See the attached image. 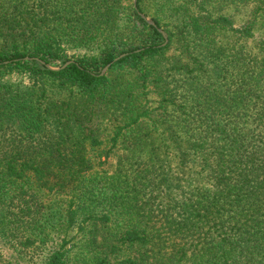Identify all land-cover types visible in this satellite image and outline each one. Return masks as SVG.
Instances as JSON below:
<instances>
[{
  "label": "trees",
  "instance_id": "obj_1",
  "mask_svg": "<svg viewBox=\"0 0 264 264\" xmlns=\"http://www.w3.org/2000/svg\"><path fill=\"white\" fill-rule=\"evenodd\" d=\"M127 1L0 0V236L42 254L84 223L74 264H264V0Z\"/></svg>",
  "mask_w": 264,
  "mask_h": 264
},
{
  "label": "rangeland",
  "instance_id": "obj_2",
  "mask_svg": "<svg viewBox=\"0 0 264 264\" xmlns=\"http://www.w3.org/2000/svg\"><path fill=\"white\" fill-rule=\"evenodd\" d=\"M134 4V6H136L137 2H135V0H128L125 4L129 5V4ZM239 10H236V8L234 6L229 7L228 9L225 10V14L227 16H229L235 23V26L237 28H240L243 24H244V10H242L241 6H238ZM244 15V16H243ZM143 17L146 19L147 23L149 25H153L154 21L152 20V18L150 16H146L143 15ZM159 31H164L163 29H160ZM165 32V31H164ZM166 37L168 39L167 44L169 43V37L168 34L165 32ZM259 34L257 33L255 35V39L260 38L258 36ZM254 39H252L251 41H253ZM252 43V42H250ZM166 44V45H167ZM89 54V52H87L86 50H78V49H73L70 50L69 54L70 57L75 60L78 56L84 55V54ZM171 53H174V49L171 50ZM73 62V61H70ZM44 63V62H41ZM61 66V64H59ZM51 67V68H59V67H55L52 65H47V68ZM109 68L105 71V74L108 72ZM104 71V70H103ZM13 80L16 81H22L24 84L28 83V79L26 77H22V76H18V75H14ZM153 97V96H150ZM114 162V161H111ZM107 169V168H105ZM112 170V168H111ZM159 201V200H157ZM102 226L99 225V230L97 233V239L98 242H101L102 239H107L108 242V248L106 247H101L103 252H106V254L111 255L112 250L111 247L113 246V244L116 245V236L114 233L109 232L107 229L108 228H101ZM109 229H111L112 231H114L112 224H109ZM81 229L86 228L85 231L79 230L77 227L75 229H73L69 234L66 235V233H60V234H54L53 235V239L50 242L48 248L46 249V251L42 254L39 253H33V252H27L25 251V249H23L21 246H19L18 244H13L11 243V241H9V239H5L3 237L0 236V264H48V259L50 257V255L57 249H59L60 247H64L68 252L69 255V262L68 264H74L76 258H81L82 257V252H86V238L88 237V233H89V229L91 228V226L89 224H82V227H80ZM128 257L131 258H140V255L138 254V252L134 249H128L126 248L125 251H123L122 253H116L113 254L111 256V260L114 264H118L121 263L122 261H124L125 259H127Z\"/></svg>",
  "mask_w": 264,
  "mask_h": 264
},
{
  "label": "water",
  "instance_id": "obj_3",
  "mask_svg": "<svg viewBox=\"0 0 264 264\" xmlns=\"http://www.w3.org/2000/svg\"><path fill=\"white\" fill-rule=\"evenodd\" d=\"M135 2H137V0H135ZM154 25V24H153ZM161 33H162V35L164 36V39H165V44H164V46L167 44V42H168V39H167V37H166V34H165V32L164 31H160ZM72 62H67L62 68H51V67H48L50 70H54V71H58V70H60V69H63V68H66L68 65H70ZM108 68H110V65H108L105 69H104V71L102 72V74H105V71L108 69Z\"/></svg>",
  "mask_w": 264,
  "mask_h": 264
}]
</instances>
